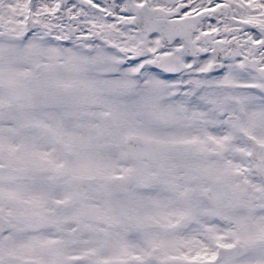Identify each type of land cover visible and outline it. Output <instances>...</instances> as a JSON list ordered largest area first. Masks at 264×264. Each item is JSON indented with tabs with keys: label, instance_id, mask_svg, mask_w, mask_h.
Here are the masks:
<instances>
[{
	"label": "snow or ice",
	"instance_id": "1",
	"mask_svg": "<svg viewBox=\"0 0 264 264\" xmlns=\"http://www.w3.org/2000/svg\"><path fill=\"white\" fill-rule=\"evenodd\" d=\"M0 264H264V0H0Z\"/></svg>",
	"mask_w": 264,
	"mask_h": 264
}]
</instances>
